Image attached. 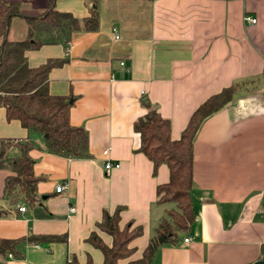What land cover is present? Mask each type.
Returning <instances> with one entry per match:
<instances>
[{"label":"crops","instance_id":"0c3cea01","mask_svg":"<svg viewBox=\"0 0 264 264\" xmlns=\"http://www.w3.org/2000/svg\"><path fill=\"white\" fill-rule=\"evenodd\" d=\"M25 16L52 7L79 20L97 10L96 31L38 33L43 43L27 53L30 67L63 60L50 71L53 95L73 98L70 122L89 134L90 157L70 159L45 151V137L8 121L0 109V146L15 140L35 147L36 202L5 197L10 166L0 169V239L16 240L0 264H104L93 233L106 213L122 207L120 227H143L131 247L140 259L171 204L158 203V186L170 179L163 164L139 152L135 122L149 100L171 122L179 140L194 112L233 84V101L210 116L194 143L192 199L195 221L177 245L158 249L152 264H253L264 245V0H3ZM250 15L256 24L244 22ZM25 18L12 19L11 41L28 37ZM119 36V38H116ZM124 65H123V64ZM109 150L105 155L104 151ZM108 162L119 168L106 169ZM64 186L61 192L57 187ZM26 207L25 212L19 208ZM74 208L75 211H71ZM66 236V241L40 237ZM189 239L186 243L185 240Z\"/></svg>","mask_w":264,"mask_h":264},{"label":"trees","instance_id":"16d2710c","mask_svg":"<svg viewBox=\"0 0 264 264\" xmlns=\"http://www.w3.org/2000/svg\"><path fill=\"white\" fill-rule=\"evenodd\" d=\"M55 2L52 0V6ZM15 17L25 18L29 25V34L25 40L8 39L10 24ZM98 20L94 8L91 17L84 20L69 13L58 12L53 7L39 17H29L21 12L20 3L0 0V109H5L8 121L17 120L28 131L44 135L45 151L50 154L70 159L89 158V134L83 127L73 126L70 122L71 101L74 99L50 92V71L61 66L64 61L50 59L40 67L32 68L27 53L43 45L36 37L38 33L59 34L66 27L73 32L96 31ZM239 87V84H233L203 103L192 115L179 140L172 139L170 120L162 117L149 100L142 99L147 113L134 124L135 131L141 136L139 152L154 163V174L160 165L168 166L170 179L168 183L158 186L157 201L175 206L167 210L143 256L127 264H152L159 248L177 245L178 233L187 232L192 226L195 221L192 189L196 137L210 116L233 101ZM17 142L21 151L17 156L10 155L15 140H3L0 146V169L10 166L12 172L6 179L4 196L8 198L20 194L23 201L35 203V187L39 178L35 176V161L30 156L35 145L30 140ZM122 210V207H118L114 214L106 213L98 225L100 231L113 238L111 247L97 233L88 239L103 252L104 264H118L120 260L130 258L135 252L131 243L143 235L142 226L132 228L128 224L124 228L120 227ZM39 240L60 242L66 241V236L40 237ZM17 243L16 240L0 239V253L14 250ZM260 260L264 261V245ZM87 264L94 263L89 260Z\"/></svg>","mask_w":264,"mask_h":264},{"label":"built area","instance_id":"2783aa9c","mask_svg":"<svg viewBox=\"0 0 264 264\" xmlns=\"http://www.w3.org/2000/svg\"><path fill=\"white\" fill-rule=\"evenodd\" d=\"M244 22H245V23H248V24H256V23H257V19H256L255 17L250 16V15H246V16L244 17ZM116 38H119V36H117ZM122 64H123V63H122ZM123 65H124V64H123ZM104 154H105V155H108V154H109V150H108V149L105 150V151H104ZM119 167H120V164H116V165H114V164L111 163V162H108V163L106 164V169H107V171H109V170H111V169H113V168H119ZM63 189H65V187L61 185V186L57 187L56 190H57V192H61ZM19 210H20L21 212H25V211H26V207L19 208ZM71 211H75V209L72 208ZM185 242L188 243V242H189V239H186Z\"/></svg>","mask_w":264,"mask_h":264},{"label":"water","instance_id":"95a60500","mask_svg":"<svg viewBox=\"0 0 264 264\" xmlns=\"http://www.w3.org/2000/svg\"><path fill=\"white\" fill-rule=\"evenodd\" d=\"M71 102H72V101H71ZM253 264H264V261L260 260V261H257V262H255V263H253Z\"/></svg>","mask_w":264,"mask_h":264},{"label":"rangeland","instance_id":"374dc122","mask_svg":"<svg viewBox=\"0 0 264 264\" xmlns=\"http://www.w3.org/2000/svg\"><path fill=\"white\" fill-rule=\"evenodd\" d=\"M175 205L174 204H171V207H174Z\"/></svg>","mask_w":264,"mask_h":264}]
</instances>
